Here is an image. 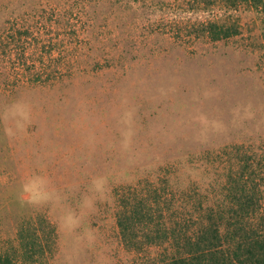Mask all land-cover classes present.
Masks as SVG:
<instances>
[{"label":"rangeland","instance_id":"1","mask_svg":"<svg viewBox=\"0 0 264 264\" xmlns=\"http://www.w3.org/2000/svg\"><path fill=\"white\" fill-rule=\"evenodd\" d=\"M123 1L103 26L107 44L75 47L81 58L62 80L0 75V250L44 215L57 243L33 264L162 259L164 246L125 244L122 205L166 182L209 194L237 145L264 147V3ZM209 21L238 32L212 41Z\"/></svg>","mask_w":264,"mask_h":264},{"label":"trees","instance_id":"2","mask_svg":"<svg viewBox=\"0 0 264 264\" xmlns=\"http://www.w3.org/2000/svg\"><path fill=\"white\" fill-rule=\"evenodd\" d=\"M123 3L0 0V75L30 87L62 80L81 58L75 47L107 44L110 37L103 26L109 27ZM202 27L212 41L238 32L236 25L218 21ZM114 37L118 42L119 35ZM228 164L224 178L209 194L196 187L177 191L166 182L124 203L118 225L125 244L137 249L166 247L165 257L152 264H264V147L258 152L237 145ZM184 198L187 211L177 215ZM16 242L0 250V264L42 260L55 249L56 228L44 215L25 218Z\"/></svg>","mask_w":264,"mask_h":264}]
</instances>
